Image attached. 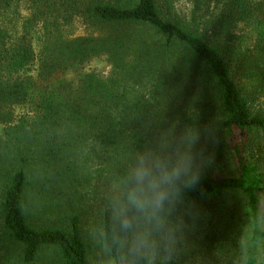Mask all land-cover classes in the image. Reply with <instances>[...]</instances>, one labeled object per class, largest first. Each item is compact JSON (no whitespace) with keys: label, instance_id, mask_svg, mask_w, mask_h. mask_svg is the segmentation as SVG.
I'll list each match as a JSON object with an SVG mask.
<instances>
[{"label":"trees","instance_id":"trees-1","mask_svg":"<svg viewBox=\"0 0 264 264\" xmlns=\"http://www.w3.org/2000/svg\"><path fill=\"white\" fill-rule=\"evenodd\" d=\"M102 57L110 76L85 72ZM261 97L264 0H0L1 208L24 264H94L85 229L99 209L82 196L86 163L100 174L161 119L211 133L200 144L210 162L185 194L184 264H257ZM20 106L35 120L16 122ZM235 195L252 227L244 253Z\"/></svg>","mask_w":264,"mask_h":264},{"label":"clouds","instance_id":"clouds-1","mask_svg":"<svg viewBox=\"0 0 264 264\" xmlns=\"http://www.w3.org/2000/svg\"><path fill=\"white\" fill-rule=\"evenodd\" d=\"M146 131L99 175V218L85 229L94 264H184L188 255L185 194L210 162L200 148L210 130L161 119Z\"/></svg>","mask_w":264,"mask_h":264},{"label":"rangeland","instance_id":"rangeland-1","mask_svg":"<svg viewBox=\"0 0 264 264\" xmlns=\"http://www.w3.org/2000/svg\"><path fill=\"white\" fill-rule=\"evenodd\" d=\"M239 33L242 34H249V31L246 27L241 26ZM38 71V64L35 66H32L29 70V73L32 75H36ZM85 72H95L102 77L106 78L111 75L112 73V66L108 62L106 57H102L99 59H96L92 61L85 69ZM257 109L260 111H264V97H261L259 99L258 103H256ZM15 115H16V122H19L22 118H26L29 121L35 120L37 114L30 106H20L15 109ZM90 160V159H89ZM87 165V171L83 178V185L84 188L82 189V196L83 199L86 200V203L88 205L87 211L90 213H94L96 210L93 205L96 204V193L99 190V182L98 178L100 174L94 173L95 170H97L96 164L94 165L93 162L89 161L86 163ZM85 169V168H84ZM2 191H0V264H24V262L21 259L20 251L16 244H14L9 237L6 234V231L3 226V215H2ZM98 204V203H97ZM230 205L234 207V209L237 211V214L239 217L242 218V221L244 224H242L243 230H245L244 238L241 240L240 245L242 247V251L244 253L246 248V242L248 238L250 237V232L252 230L251 227V221L248 216V218L244 215L248 211V208L245 206V201L240 195H235L230 198ZM98 207V206H97ZM263 215H264V207H263ZM90 221L95 220V218L92 216L90 218ZM264 220V216H263ZM262 229L264 230V221ZM47 255H44L42 259H40L35 264H46L45 259ZM257 264H264V241L261 242L258 249V255H257Z\"/></svg>","mask_w":264,"mask_h":264}]
</instances>
